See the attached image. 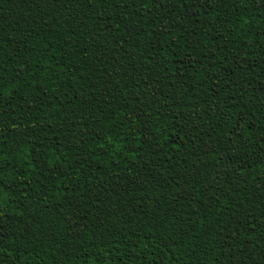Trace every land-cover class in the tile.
I'll list each match as a JSON object with an SVG mask.
<instances>
[{
    "label": "trees",
    "instance_id": "1",
    "mask_svg": "<svg viewBox=\"0 0 264 264\" xmlns=\"http://www.w3.org/2000/svg\"><path fill=\"white\" fill-rule=\"evenodd\" d=\"M0 264H264V0H0Z\"/></svg>",
    "mask_w": 264,
    "mask_h": 264
}]
</instances>
